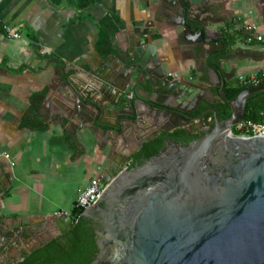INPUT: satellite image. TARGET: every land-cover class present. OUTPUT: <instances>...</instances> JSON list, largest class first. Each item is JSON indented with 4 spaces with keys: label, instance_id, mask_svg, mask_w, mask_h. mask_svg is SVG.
Masks as SVG:
<instances>
[{
    "label": "water",
    "instance_id": "1",
    "mask_svg": "<svg viewBox=\"0 0 264 264\" xmlns=\"http://www.w3.org/2000/svg\"><path fill=\"white\" fill-rule=\"evenodd\" d=\"M223 2L167 4L175 11L177 25L204 45L213 21L200 15L215 17L213 10ZM257 4L264 15V0ZM126 40L122 58H104L79 85L70 77L62 82L54 100L60 126L69 127L71 134L82 128L94 131L103 125L104 115H111L115 135L126 144L136 143L137 149L160 131L181 128L186 136L200 134L187 143L168 139L140 164L133 160L126 166L130 155L108 160L98 176L102 195L81 212L85 217L98 212L101 226L88 264H264V133L229 135L245 116L248 96L264 91V84L225 99L223 79L210 68L229 116L219 119L211 107L193 114L201 97L188 98L190 86L167 78L147 26L135 24ZM218 44L222 47V41ZM211 52L204 50V55ZM109 58L117 64L111 65ZM127 88L134 93L131 99L125 95ZM188 103L190 108H185ZM207 114H212L209 127ZM170 119L176 123L164 128ZM61 220L57 225L63 233L74 216L64 213ZM25 238L19 226L0 229V253Z\"/></svg>",
    "mask_w": 264,
    "mask_h": 264
},
{
    "label": "crops",
    "instance_id": "2",
    "mask_svg": "<svg viewBox=\"0 0 264 264\" xmlns=\"http://www.w3.org/2000/svg\"><path fill=\"white\" fill-rule=\"evenodd\" d=\"M167 1L0 0L1 24L21 34L12 38L0 29V229L19 226L26 235L16 247L0 253V264L19 263L47 239L46 231L54 233L62 214L72 215L77 191L99 176L110 158L130 155L126 165L130 166L140 149L115 135L111 115H104L103 125L94 131L82 128L71 134L69 127L62 128L54 114L62 82L70 77L79 85L104 58H122L127 35L135 24H143L167 78L190 86L188 98L197 94L201 105L210 104L219 97L212 91L217 84L205 65L204 50L221 49L218 41L228 22L230 30L252 23L264 34L257 0H224L213 10L215 17L200 15L213 21L208 42L202 45L196 34L177 25ZM252 5L260 22L252 16ZM106 17L117 20L120 27L114 34V50L103 54L96 43L99 22ZM108 61L117 64L112 58ZM262 70L264 42L247 44L240 35L218 72L235 84L239 75Z\"/></svg>",
    "mask_w": 264,
    "mask_h": 264
},
{
    "label": "trees",
    "instance_id": "3",
    "mask_svg": "<svg viewBox=\"0 0 264 264\" xmlns=\"http://www.w3.org/2000/svg\"><path fill=\"white\" fill-rule=\"evenodd\" d=\"M86 5V4H85ZM83 6V4H82ZM120 27V23L113 18H103L99 22V35L96 43L97 49L103 54H108L114 50L113 38L117 29ZM232 23L228 22L224 25L222 32V47L221 49L209 54L206 58L205 65L207 67L220 70V61L229 57V52L232 45L235 43L237 37L242 38L240 30H230ZM260 84H264V77H262ZM247 86L240 85L239 83H226L223 87V96L225 99H232L237 96L239 92ZM213 94L218 96V87L213 88ZM219 97V96H218ZM38 98H42V95H38ZM212 107L216 110L219 119H224L229 116V108L222 100L217 99L216 102L210 104L201 105L196 113L199 114L204 109ZM264 111V91L255 92L248 96L246 102V111L244 119L258 120V112ZM212 117V114H207ZM45 125H39V129H45ZM200 133L194 134L191 137H187L182 129H177L172 133L162 132L156 135L154 138L148 140L139 151L134 155V161L142 163L143 160L158 152V150L164 145L168 139L181 140V139H195ZM83 209L74 208L72 215L74 216V223L71 225L69 233H71L68 241V248H59L50 254L45 255L48 250L46 247H52L56 243V239L49 242L45 248H38L26 254L22 261L17 264H88L94 257L96 252L95 237L93 230L89 227V218L81 216ZM44 253V254H43ZM53 255V256H51ZM41 258H45L42 263ZM77 258V259H76ZM42 260V259H41ZM76 260L75 262H72ZM41 263H40V262Z\"/></svg>",
    "mask_w": 264,
    "mask_h": 264
},
{
    "label": "built area",
    "instance_id": "4",
    "mask_svg": "<svg viewBox=\"0 0 264 264\" xmlns=\"http://www.w3.org/2000/svg\"><path fill=\"white\" fill-rule=\"evenodd\" d=\"M0 29L8 36L12 38H20L21 34L18 31L13 30L5 24H1ZM242 39L245 43H262L264 42V34L259 32L256 26L252 23H244L240 28ZM262 77H264V71H256L248 75H239L237 82L243 86H255L259 85ZM125 95L128 99H131L133 93L129 88L126 89ZM258 120L242 119L237 124L230 128V136H243L264 133V111L258 112ZM206 126H211L212 117L208 116L204 120ZM5 157L8 155L5 153ZM103 188L100 185V179L98 176L92 178L89 184L77 191L76 197L73 202L74 208L85 209L94 204L102 195Z\"/></svg>",
    "mask_w": 264,
    "mask_h": 264
},
{
    "label": "flooded vegetation",
    "instance_id": "5",
    "mask_svg": "<svg viewBox=\"0 0 264 264\" xmlns=\"http://www.w3.org/2000/svg\"><path fill=\"white\" fill-rule=\"evenodd\" d=\"M222 79H223V82H224V84H226L227 82H226V80H225V77H223L222 76ZM229 83V82H228ZM214 87H218V85H215ZM196 98H198V95L197 94H195V96L193 97V99H196ZM217 101V100H216ZM213 103V102H212ZM185 108H190V104L188 103V105H185ZM210 108V107H209ZM212 108V107H211ZM193 114H196V112H194ZM206 118V117H205ZM174 123H176V121H174L173 119H170V121H167L165 124H164V128H169L172 124H174ZM177 129H181V128H176V129H173V130H171L170 132H168V133H172L173 131H175V130H177ZM163 131H160L158 134H160V133H162ZM157 134V135H158ZM195 134H197V133H195ZM150 135V134H149ZM148 135V136H149ZM192 135H194V133L193 134H191L190 136H187V137H191ZM174 140V139H173ZM192 140V139H191ZM177 141H181L182 143H187V142H189L190 140H187V139H181V140H177ZM137 163H138V161H136ZM139 164V163H138ZM101 206H103L102 204H100ZM87 217L89 218V223H88V225H89V227L93 230V233H94V237L96 238V231L98 230V229H100V223H99V213L98 212H96V211H94V210H92V211H89L88 212V215H87ZM70 228H71V226L65 231V232H63V233H60V229H59V227H57L56 229H55V232L54 233H52V232H50V231H46L45 232V237L47 238L45 241H44V244L42 245V246H40V247H36L35 249H33V250H36V249H38V248H45L46 247V245L49 243V242H51L52 240H54V239H56L57 241H56V243L55 244H53V246L52 247H46L48 250H46L47 251V253H45V255L47 256V254H50L52 251H55L54 253H53V255L57 252V250H59V248H64V249H67L68 247V241H69V239H70V236H71V233H69V231H70ZM32 250V251H33ZM44 254V253H43ZM94 254H95V252H94ZM53 255H51V256H53ZM54 256H56V255H54ZM42 259V260H41ZM40 259V261L43 263L44 261H45V258H41ZM77 259V258H76ZM39 261V262H40ZM76 260H73L72 262H75ZM40 262V263H41Z\"/></svg>",
    "mask_w": 264,
    "mask_h": 264
},
{
    "label": "rangeland",
    "instance_id": "6",
    "mask_svg": "<svg viewBox=\"0 0 264 264\" xmlns=\"http://www.w3.org/2000/svg\"><path fill=\"white\" fill-rule=\"evenodd\" d=\"M250 8H247V11L249 10ZM251 11H252V16H253V18L255 17V20L257 21V22H260V20L258 19V14H257V12H256V10H255V7L252 5L251 6V9H250Z\"/></svg>",
    "mask_w": 264,
    "mask_h": 264
}]
</instances>
